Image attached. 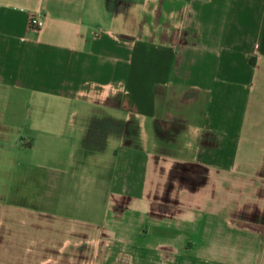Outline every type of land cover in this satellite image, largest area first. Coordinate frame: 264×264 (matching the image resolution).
I'll use <instances>...</instances> for the list:
<instances>
[{"label": "crops", "instance_id": "crops-1", "mask_svg": "<svg viewBox=\"0 0 264 264\" xmlns=\"http://www.w3.org/2000/svg\"><path fill=\"white\" fill-rule=\"evenodd\" d=\"M25 93L80 126L0 128L50 206L1 200L0 264H264V0H0V123Z\"/></svg>", "mask_w": 264, "mask_h": 264}, {"label": "rangeland", "instance_id": "rangeland-1", "mask_svg": "<svg viewBox=\"0 0 264 264\" xmlns=\"http://www.w3.org/2000/svg\"><path fill=\"white\" fill-rule=\"evenodd\" d=\"M30 95L25 93V104L19 107L9 108L8 119L2 124V135L11 137H18L22 140L27 135H73L75 128L80 126V121L76 122L75 117H70L67 120L60 121L52 116L50 107L46 106H32ZM61 133V134H59ZM43 137H40V140ZM49 173L46 171H17V168H11L8 172H0V202L9 200L13 205H20L30 209H43L46 212L50 211L48 203L49 187L47 184ZM90 179L89 185H92ZM73 186L69 190L63 189V194L60 195L62 199H68L67 205L61 204L60 211L68 212L72 216L84 218L85 205L81 204L80 200L85 198L86 190L83 189L81 194V186L78 182L72 181ZM91 190V189H90ZM2 200V201H1ZM39 200L41 203H39Z\"/></svg>", "mask_w": 264, "mask_h": 264}, {"label": "built area", "instance_id": "built-area-1", "mask_svg": "<svg viewBox=\"0 0 264 264\" xmlns=\"http://www.w3.org/2000/svg\"><path fill=\"white\" fill-rule=\"evenodd\" d=\"M45 24L44 17L40 13H34L31 15L29 20V26L32 29L38 30L41 29Z\"/></svg>", "mask_w": 264, "mask_h": 264}]
</instances>
